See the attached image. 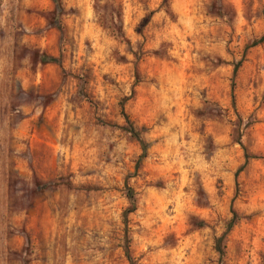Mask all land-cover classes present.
Segmentation results:
<instances>
[{
	"label": "clouds",
	"instance_id": "clouds-1",
	"mask_svg": "<svg viewBox=\"0 0 264 264\" xmlns=\"http://www.w3.org/2000/svg\"><path fill=\"white\" fill-rule=\"evenodd\" d=\"M247 45L264 0H0V264H264Z\"/></svg>",
	"mask_w": 264,
	"mask_h": 264
},
{
	"label": "rangeland",
	"instance_id": "rangeland-1",
	"mask_svg": "<svg viewBox=\"0 0 264 264\" xmlns=\"http://www.w3.org/2000/svg\"><path fill=\"white\" fill-rule=\"evenodd\" d=\"M262 58H264V51L256 49L254 45H247L245 47L243 60L236 67L231 82V95L234 102L237 99V88L243 89L245 87L243 81L247 79L251 83L250 66L255 65ZM261 106L264 107V104ZM253 161H264V157L253 154L250 156L248 163L251 164Z\"/></svg>",
	"mask_w": 264,
	"mask_h": 264
}]
</instances>
